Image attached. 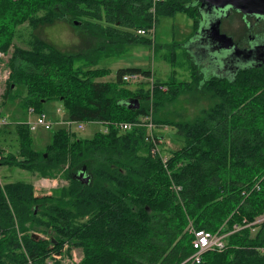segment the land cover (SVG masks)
<instances>
[{
  "label": "trees",
  "instance_id": "trees-1",
  "mask_svg": "<svg viewBox=\"0 0 264 264\" xmlns=\"http://www.w3.org/2000/svg\"><path fill=\"white\" fill-rule=\"evenodd\" d=\"M200 6L162 0L153 14L152 0H0V52L10 69L3 99L36 113L58 101L67 118L106 126L83 139L54 130L41 150L33 149L26 125L15 126L17 151L0 148V166L66 184L40 196L22 180L0 187V264H62L53 255L64 244L67 253L81 249L79 264H179L193 252L191 227L225 234L224 248L206 251L199 264H264V220L253 224L264 214V63L207 78L190 63V80L174 73L155 78L152 95L146 81L130 88L122 80L128 72L151 77L150 69L121 67L105 80L112 71L96 67L130 44H151L137 30L158 16L193 18L191 39L202 22ZM58 20L85 31L92 44L66 52L37 34ZM25 23L33 31L27 48L13 44ZM17 85L25 86L24 95L13 93ZM197 89L211 105L191 120L165 116L166 106ZM132 98L137 109L127 107ZM150 106L155 129L172 126L182 138L165 165L150 153L144 126H119L144 117ZM82 168L87 183L73 178ZM39 230L49 236L33 234Z\"/></svg>",
  "mask_w": 264,
  "mask_h": 264
},
{
  "label": "rangeland",
  "instance_id": "rangeland-1",
  "mask_svg": "<svg viewBox=\"0 0 264 264\" xmlns=\"http://www.w3.org/2000/svg\"><path fill=\"white\" fill-rule=\"evenodd\" d=\"M231 15L223 20L221 27L224 32L231 36L232 39L241 46L246 44L250 34H255L257 32L264 33V23L261 22L263 18H244L239 13H235L232 16ZM193 27V18L182 12H177L172 16H158L155 24L154 36L148 37L151 39V44H130L124 54L116 57L102 58L96 67L109 68L112 71L109 76L104 78L105 80H113L114 71L119 67L127 65H140L144 69H150L152 72V82L155 78L161 81H166L170 75H173V73L178 80H190V63L198 64V69L206 78L212 75H227L228 70L225 67L224 70H222L223 73L221 74H219V72L214 69V67L216 68L217 65L216 60H218L219 57L217 53H212L209 50L203 51L201 50L202 48H200V46H196L197 48L188 52V56H186L184 48H186L185 46L188 43L187 41L192 39L191 38L188 40V38H190L192 35ZM32 32V29L26 23L18 26L13 44L23 48L29 47L28 42L32 38ZM36 32L46 41L54 44L66 52L76 51L85 44H92L93 42L92 39L89 38L85 33V31L75 28L74 25L69 24L65 20H58L53 25L39 27ZM195 33H197V31ZM197 36H199L198 33L194 36V38L196 37L195 39H198ZM194 38L191 41H194ZM176 43H185V46L183 48L182 46L184 44L180 45ZM192 46H195V44ZM214 56H216V60L214 59ZM8 57L9 56L6 55V57L0 59V61L5 62ZM233 64L234 63L232 61L228 60L225 63L226 67ZM137 85L138 83H127V86L130 88H134ZM4 89L5 82L0 84V102H3V100L5 102L1 107V115L7 117L10 120H34L35 116L29 115L26 110L20 107V105L17 103V100L7 101L8 99H3V96L1 95H3ZM198 90L199 89H197V92L192 96L189 92L182 94L174 103L166 106L165 116L173 121L191 120L199 113L201 109L211 105L212 101L211 98L207 96L208 94L206 95V93H201ZM25 91L26 88L24 85H17L15 86L13 93L22 96L25 94ZM57 108H60L62 113L64 112V108L58 101H49L43 104L42 111L48 116H52L53 114L57 116ZM63 116H66L65 112ZM15 126L17 125L9 124L0 130V148L2 149V154L17 151L18 144L14 131ZM83 126L84 128L78 131L75 129V127H72V129L76 132L70 133L75 134L74 136L77 138H90L95 131L103 130L104 128V125L100 122L84 123ZM53 132V129L46 130L43 127H38L36 130L31 131L33 149H44L46 145L51 142ZM154 132L159 137V148L166 155H169L172 150L177 149L182 144V138L175 133V129L172 126L159 127L155 129ZM43 179L44 178H41L38 175H34L29 171L17 168L15 166H0V180L2 184L17 180L26 181L33 185L34 193L38 196L51 194L54 192L55 188L66 184L64 180L59 178ZM33 234L37 237L43 238L49 236V234H45V232L40 230L33 231ZM65 250L66 251L60 258L62 264H66L68 259L76 260L78 263L80 262L82 258L81 249L75 247L71 251V254L70 252L67 253V248H65ZM58 252L62 251L60 250ZM58 252H56L54 255H57Z\"/></svg>",
  "mask_w": 264,
  "mask_h": 264
},
{
  "label": "built area",
  "instance_id": "built-area-1",
  "mask_svg": "<svg viewBox=\"0 0 264 264\" xmlns=\"http://www.w3.org/2000/svg\"><path fill=\"white\" fill-rule=\"evenodd\" d=\"M162 0H152V7L150 11L154 14L155 11V4L160 2ZM155 24L156 22L153 21L152 25L148 28H139L137 30L138 35H144L146 37H153L154 31H155ZM6 57V54L0 52V59H3ZM10 73V69L7 66V60L5 62L0 61V84L3 82H6L8 76ZM122 80L126 83L133 82V83H139L141 81H148V87L150 89V94L152 95V79L151 77H146L142 75L139 72H128L125 73L122 76ZM28 114L31 116H35L34 120H27V121H21V120H10L7 117L0 114V129L3 127L8 126L9 124H16V125H26L30 131L36 130L38 127H43L46 130H57V129H64L69 134H73L76 132L72 129V127H75V129L82 130L84 128V123H90V122H78L75 120H71L67 118L66 116H63L64 112L62 113V110L60 108L56 109V115L48 116L44 112L36 113L33 111L32 108H29L27 110ZM62 113V114H61ZM59 114V115H58ZM91 122H99V121H91ZM102 123V122H100ZM103 124V123H102ZM103 130L106 131L105 124ZM121 130H130L135 126H144L146 128L145 133V140L148 143H151V147L149 148L150 153L152 156L158 155L162 161V163L165 165L167 163L169 155L164 154L161 149L159 148V140L155 138V124L152 121V110L150 106L149 113L145 115L144 117L140 118L137 121H131V122H123L119 124ZM73 132V133H70ZM75 135V134H74ZM45 180V178L43 179ZM47 181V180H46ZM3 184L0 180V187ZM180 188H176L178 190ZM262 220H264V214L257 217L255 219L254 223H259ZM235 229H238L237 226H235ZM190 232L194 235L191 243L193 247V252L189 257L184 259L179 264H199L201 262L202 255L208 251V250H222L225 246V234L220 232L219 230L216 232H212L209 230L204 229H193L190 228ZM65 248H67V244H64L63 248L61 249L62 252H58L57 255H53L54 258L60 259L62 254L66 251ZM74 248L70 250L71 251ZM259 251L264 254V247L259 248ZM73 256V254H72ZM61 260V259H60ZM79 264L76 260L68 259V262L66 264Z\"/></svg>",
  "mask_w": 264,
  "mask_h": 264
},
{
  "label": "flooded vegetation",
  "instance_id": "flooded-vegetation-1",
  "mask_svg": "<svg viewBox=\"0 0 264 264\" xmlns=\"http://www.w3.org/2000/svg\"><path fill=\"white\" fill-rule=\"evenodd\" d=\"M256 8L264 12V6L257 5ZM205 12H203V18H205L204 27H202V32L198 40L196 41L195 48L200 46L203 51H211L212 53L219 54V59L216 60V69L219 74H221L222 69L228 68V75H231L234 71H236L239 68H243L246 66H254V65H260L264 63V33L257 32L255 34H250L247 42L244 46H241L236 41L233 40L234 45L236 47H231L229 49H223L220 48V45L213 41L210 38L209 31H207L210 24L219 19L220 20V32L227 34L222 29L221 25L223 20H225L226 13L233 12L235 10H230L228 8L224 9H206L204 8ZM244 18L249 17H259L257 15H250V16H243ZM203 20V19H202ZM264 23V17L261 21ZM248 24V22H247ZM249 25V24H248ZM228 35V34H227ZM197 46V47H196ZM216 58V56H214ZM232 61L234 64L227 66L225 65L226 61Z\"/></svg>",
  "mask_w": 264,
  "mask_h": 264
},
{
  "label": "water",
  "instance_id": "water-1",
  "mask_svg": "<svg viewBox=\"0 0 264 264\" xmlns=\"http://www.w3.org/2000/svg\"><path fill=\"white\" fill-rule=\"evenodd\" d=\"M200 2H201V6H200L201 7V18L203 20L201 22L199 30L197 31V33L199 34V36H197L198 38L202 36L201 33H203L202 27H204L205 18H203L202 14L203 12H205L204 10L205 7L206 9H215V10L228 8L230 10H235L241 13L243 16L257 15L259 16L258 18L264 17V12L256 8L257 5L264 6V0H200ZM232 13L233 12L226 13V17L230 16ZM75 23L77 22L75 21ZM207 31H209L210 38L213 41L217 42L220 45V48L229 49L231 47H236V45H234V42L231 36L220 32V20L219 19L213 21L208 27ZM194 36L192 37V39L194 38ZM195 38H194V41H191L192 40L191 39L186 44L185 47L187 48L188 52L195 49V46H192L193 44H196V41L198 40ZM214 59L216 60L217 58H214ZM254 66H257V65H254ZM222 70H224V68ZM221 72L223 73V71ZM227 75H228V72H227ZM126 104L129 109H137L139 107V100L137 98H132L131 100H128ZM73 178L80 180L83 183H87L89 180V177L85 174V168H82L79 172H77L73 176Z\"/></svg>",
  "mask_w": 264,
  "mask_h": 264
},
{
  "label": "crops",
  "instance_id": "crops-1",
  "mask_svg": "<svg viewBox=\"0 0 264 264\" xmlns=\"http://www.w3.org/2000/svg\"><path fill=\"white\" fill-rule=\"evenodd\" d=\"M122 67H141V66L140 65H127V66H122ZM119 68H121V67H119Z\"/></svg>",
  "mask_w": 264,
  "mask_h": 264
}]
</instances>
